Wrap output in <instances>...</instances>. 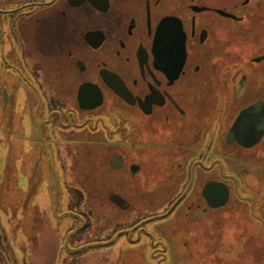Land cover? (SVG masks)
I'll return each instance as SVG.
<instances>
[{
	"label": "flooded vegetation",
	"instance_id": "1",
	"mask_svg": "<svg viewBox=\"0 0 264 264\" xmlns=\"http://www.w3.org/2000/svg\"><path fill=\"white\" fill-rule=\"evenodd\" d=\"M263 120L264 0H0V264H264Z\"/></svg>",
	"mask_w": 264,
	"mask_h": 264
},
{
	"label": "rangeland",
	"instance_id": "2",
	"mask_svg": "<svg viewBox=\"0 0 264 264\" xmlns=\"http://www.w3.org/2000/svg\"><path fill=\"white\" fill-rule=\"evenodd\" d=\"M260 75V74H259ZM259 75L257 77H259ZM38 152V151H36ZM43 156L48 157L46 154H44L43 152H40ZM49 160V159H48ZM31 163H24V165H26L27 167L32 166V167H37L39 171H41L42 176L43 177H47L48 175V171L47 169L49 168V163L44 162V160L41 159L40 154L38 153H32L30 154V161ZM32 167H29L32 168ZM46 170V174H43V170ZM47 182H43V183H38L37 186L36 185H27V187H23L21 190V195H22V200L26 198V202L30 203L31 200H33V198H37L38 202L43 203L44 204V199L46 198L45 196H43L42 194H39L38 191H40L41 189L46 190V195H47V185H45ZM39 184H41L39 186ZM55 188V193L58 187L57 185H54ZM62 188V187H60ZM61 191V190H60ZM58 193H56L57 195ZM10 195L12 196V203L11 204H7V197H10ZM16 195V187L15 186H9V187H5L2 192L0 193V210H3V208H5L7 206V208H10L9 205L12 206H17V203L14 201V197ZM54 223L55 226H63L61 225V217H58V212L63 211L62 207H63V202L60 200L58 201L56 199V197H54ZM14 207V208H17ZM28 209H31V205L29 204ZM62 214V213H61ZM226 216V215H225ZM23 225V222H22ZM231 226H233L234 228H232ZM238 229H239V218L237 216H231L228 215L226 216L220 226L218 227V231L219 233L223 232L224 238L226 240V242H222L219 244V248L222 246H225L226 248H228V250H226L225 254L221 253L223 250H219V252L221 253L220 257H225L226 260L218 263V264H239L240 260V249H239V233H238ZM77 230V229H76ZM26 233V232H25ZM27 234V233H26ZM62 234V233H61ZM250 233V231L246 232V236H248ZM53 237H50V239H52ZM11 239L8 236V240ZM12 240V239H11ZM112 240V239H111ZM18 242L16 241L13 243V248H15V250L17 252L18 251ZM103 242V241H102ZM105 242V241H104ZM97 242L95 241H90L87 243L88 248L92 246V248H94V244H96ZM105 244V243H104ZM264 244V243H263ZM122 250H117V252H115V249L112 248H103V249H99L91 255L88 254L87 252V262L88 264H143V260H140L139 258H137L136 256L133 257V260L129 261L128 258V251L123 250V248H119ZM248 252L251 253V257L256 256L259 254V252H261V255L263 256L264 259V245L259 244L257 249L254 250L253 248H247ZM91 253V252H90ZM18 255V254H17ZM214 255H219L217 253H215ZM213 255V256H214ZM219 257V256H216ZM215 257V258H216ZM93 260V261H90ZM212 264H216L215 260L211 261ZM145 263V262H144ZM252 264V263H251Z\"/></svg>",
	"mask_w": 264,
	"mask_h": 264
},
{
	"label": "water",
	"instance_id": "3",
	"mask_svg": "<svg viewBox=\"0 0 264 264\" xmlns=\"http://www.w3.org/2000/svg\"><path fill=\"white\" fill-rule=\"evenodd\" d=\"M247 115H248L247 110L243 111L242 114H241V116L243 117V119L246 118ZM263 122H264V120H263ZM237 125L239 126V121H238ZM238 126H237V128H238ZM260 134H261V133H260ZM259 136H260L259 133H257L256 137L253 136V138H255L254 141H256V140L259 138ZM250 139H251V137L248 138V140H250ZM254 141H253V142H254ZM223 202H224V201L215 202L214 205H215V206H217V205H221V204H223Z\"/></svg>",
	"mask_w": 264,
	"mask_h": 264
}]
</instances>
